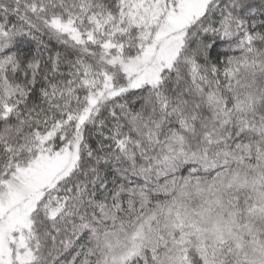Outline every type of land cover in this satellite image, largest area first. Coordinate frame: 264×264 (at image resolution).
<instances>
[{"label": "snow or ice", "instance_id": "6c2138e0", "mask_svg": "<svg viewBox=\"0 0 264 264\" xmlns=\"http://www.w3.org/2000/svg\"><path fill=\"white\" fill-rule=\"evenodd\" d=\"M0 264H264V0H0Z\"/></svg>", "mask_w": 264, "mask_h": 264}]
</instances>
